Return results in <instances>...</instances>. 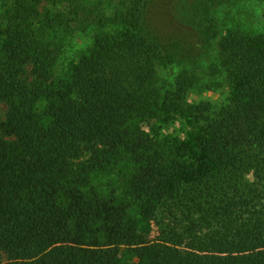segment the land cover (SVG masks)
Returning <instances> with one entry per match:
<instances>
[{"label":"trees","instance_id":"16d2710c","mask_svg":"<svg viewBox=\"0 0 264 264\" xmlns=\"http://www.w3.org/2000/svg\"><path fill=\"white\" fill-rule=\"evenodd\" d=\"M40 1L0 0V264H264V28L146 0L66 56L71 21ZM158 5L177 29L149 24ZM216 39L227 102L189 103L196 75L158 69ZM169 113L194 138L161 135Z\"/></svg>","mask_w":264,"mask_h":264},{"label":"rangeland","instance_id":"374dc122","mask_svg":"<svg viewBox=\"0 0 264 264\" xmlns=\"http://www.w3.org/2000/svg\"><path fill=\"white\" fill-rule=\"evenodd\" d=\"M154 0H151L153 2ZM146 0H41L40 9L48 14L53 11H63L68 15L74 28L66 39V56H71L78 48L85 47L94 41L95 35L100 30H120L125 22L127 13L135 6H143ZM141 4V5H140ZM0 2V10H3ZM159 6V5H158ZM208 18L214 20L221 33L226 30H244L254 33L264 28V0H213L210 4ZM162 5L152 8L150 23L157 27L167 26L177 29L178 25L170 18H162ZM200 15L198 13V18ZM166 21L169 26L163 25ZM165 29V28H164ZM68 61L60 59L59 67ZM219 62L217 39L206 47L200 57L194 62L178 65L159 67V76L164 81H174L176 76L186 70L198 78V87L192 88L187 93L188 102L201 100L211 101L215 105L227 102L229 85L225 79V72L218 68L217 75L212 76L210 68ZM7 111L6 104H0V121ZM169 117L159 123L161 135H166L179 140L194 138L197 128L192 124L186 114L169 113ZM154 236V233L141 232L138 242L143 243Z\"/></svg>","mask_w":264,"mask_h":264}]
</instances>
